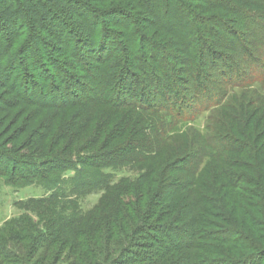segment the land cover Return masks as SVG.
<instances>
[{
  "label": "trees",
  "instance_id": "1",
  "mask_svg": "<svg viewBox=\"0 0 264 264\" xmlns=\"http://www.w3.org/2000/svg\"><path fill=\"white\" fill-rule=\"evenodd\" d=\"M0 185V264H264V0H0Z\"/></svg>",
  "mask_w": 264,
  "mask_h": 264
},
{
  "label": "rangeland",
  "instance_id": "2",
  "mask_svg": "<svg viewBox=\"0 0 264 264\" xmlns=\"http://www.w3.org/2000/svg\"><path fill=\"white\" fill-rule=\"evenodd\" d=\"M29 67V66H28ZM205 116H203L202 119L192 122L191 124L187 125L186 128L192 127L193 129H198V130H204L205 129V124H204V119ZM129 174L128 171H122L119 173V176ZM134 174V173H133ZM135 175V174H134ZM0 223H2L4 220L9 219L12 216H20L24 213H29V215L33 216L35 221H38L36 218V214L32 213L33 211L38 212L39 214H44L47 215L46 212L49 213L50 208L49 206H43V207H16L14 205L15 201L18 200H23L27 199L31 196H42L45 195V190L42 188H34V187H27L23 188L20 190H16L10 186L6 185H0ZM99 197V194L93 193L89 196H87L83 201H82V206L84 209L89 210L93 207V205L97 202ZM11 229L6 231L3 234H0V237L3 239H6L8 235L10 234ZM113 242L117 241L116 238H111L110 239ZM119 242V241H117ZM136 251L139 253H142L144 250H141L139 248H134Z\"/></svg>",
  "mask_w": 264,
  "mask_h": 264
}]
</instances>
